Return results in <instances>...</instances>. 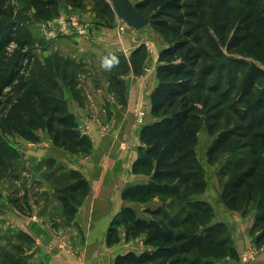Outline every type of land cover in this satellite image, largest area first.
<instances>
[{
  "label": "rangeland",
  "instance_id": "1",
  "mask_svg": "<svg viewBox=\"0 0 264 264\" xmlns=\"http://www.w3.org/2000/svg\"><path fill=\"white\" fill-rule=\"evenodd\" d=\"M56 1L59 12L44 19L38 14L33 0H0V43L4 41L0 48V120L4 117L3 104L8 99L17 97L18 92L23 94L29 87L55 90L57 95L65 101L67 110L75 117L78 130L89 139L91 146L89 151L72 153L56 146L53 137L45 131L36 132L38 140L34 142L19 135H5L0 130V147L2 151H5L2 155L6 164V168H0V264H3L6 252L25 262V256L33 251L37 240L47 243H57V240L63 253L75 254L71 239L68 238L69 231L61 230L72 225L73 222L77 224L80 222L86 227V233L83 232V227L81 228V235L85 234L82 240L88 252L91 251L89 254L91 258L95 252L96 255L98 252L99 257L106 259L112 257L116 263L120 252L140 254L142 251L151 250L145 245L144 236L126 240L127 224L120 217V213L125 208L132 207L139 217L150 220L152 215L147 211L149 209L154 210L164 206L163 213L171 217L180 212L182 203L186 204L188 200L196 202L200 199H206L205 201L211 205L214 212L213 220L208 218L205 221L202 212L194 213L197 209L185 206L181 209L182 211L186 209L182 214V220L188 218L189 214L194 216L189 220L187 228H179L178 233L186 234L190 239L193 236H204L211 228L209 226L224 224L223 237L228 240L226 247L230 246L237 250V257L243 263L261 261L259 258L264 254V243L257 244V235L251 233L252 228L248 231V216L244 215L245 217L240 218L245 222L235 228L221 221L217 216L221 215L228 219L223 212L218 211L217 205L224 206L220 195L225 184L232 178L230 174L221 175V172L228 173L225 167L229 158L236 159L245 155L247 151L238 149L235 154L228 152L214 164H210L207 157L209 146L221 133L222 127H225L223 124L225 118L222 117L217 121L220 126L218 125V130L211 135L208 126L214 124L215 120L210 119L211 113H208L209 108L206 106L216 105L220 101V95H224V91L231 83L235 84V87L229 93L230 97L237 99L241 96V86L248 75V68H243L242 74L238 73L236 81L232 80L231 73L237 71L233 69L232 64L229 65L228 61L225 86L219 90V96L213 97L210 105H205V100L209 95L208 87L216 83V73H212L214 81L207 90L200 89L194 93L198 101L196 114L201 116L199 123L202 124L195 151L200 162L199 167L204 171L207 182L204 191L194 192L192 187L188 186L185 190L182 188L181 195L185 197L183 199L161 193L151 196L145 203L125 199L123 195L125 190L136 186L133 185L134 183L141 180L146 184L152 182L151 175L144 170L134 173L133 166L136 161L134 163L132 161L134 155L132 151H135V143L137 138H140V131L155 121L149 110L150 103L152 108L151 94L159 83L158 55L163 48L169 46V40L158 27L151 23L137 31L148 30L146 33H149L141 34L143 36L137 37L136 33L130 35L123 28L118 31L112 25L113 14L116 13L110 0ZM100 1L109 5H98L96 2ZM187 1L197 2L199 10L206 18L209 17L210 21L211 13L218 11L222 0H213L214 6L211 10L204 8L205 5H207L206 8L210 7L206 0ZM202 1L206 2L203 6L199 4ZM93 3L94 10L90 9ZM229 3L237 10L255 11L264 18V1H255L249 7H247L249 3L247 0H229ZM81 4L85 7L87 4V8L90 6L89 10L81 7ZM188 8H190L188 11H191L192 4ZM143 11L149 12L148 8ZM85 17H91L94 22L95 18L100 19L108 25L98 23L97 26L100 28L95 29ZM206 27L208 26L197 27V33L194 32V35L199 39L202 36L203 44L209 49V44L206 43L214 37L213 42L218 44L219 36L213 26L210 27L211 29ZM99 29L100 31L107 29L111 35L114 31L116 34L114 41L117 42L115 47L119 49L126 45L127 52L119 54V51H116L101 59H91L90 62L84 63L64 56L68 48L75 47L67 41H63L64 44H62L59 39L61 36L73 34L76 38L75 42H80L81 38L82 41L86 40V43L93 45L96 41L91 39V36ZM186 30H188L187 26L183 28V31ZM100 40L103 39H97V42ZM220 48L230 60H243L252 65L255 62L248 56L229 54L225 46ZM214 55L215 53L212 52L210 62L212 60L217 64L227 62V57L222 56L218 59ZM110 56L117 57L119 63L108 70L103 66V61ZM258 66L264 69V65L258 63ZM263 86L264 81L261 88ZM139 88L141 93L135 95V91ZM220 104L218 103L215 106L217 109L213 111L217 113L222 108L221 106L218 108ZM235 140H237L236 136ZM39 148L50 150L53 154H46L45 157L43 154L32 152ZM137 153L139 155V150ZM113 156L114 162L111 161ZM79 167L85 169L84 172L89 179L79 170ZM78 174L88 182L84 192L76 189L80 181ZM134 177H139L137 178L139 180L134 181ZM247 211L256 213L249 207ZM177 220L180 219H175ZM193 220L194 223L191 222ZM40 223L45 226L38 234L39 236H34L27 231V233L20 231L15 234L16 236L14 235L15 224L25 229L26 226L32 227ZM98 227L99 230L94 232ZM103 228L104 232L101 233L100 229ZM113 229L118 232L120 242L108 245ZM239 243H242V247L235 248ZM85 251L86 249L83 253ZM194 251L188 255L189 264L194 260H200L199 264L208 260L212 261V264L239 263L237 262L239 260L232 258L230 253L223 258H218L202 256L199 255L200 252ZM24 253L26 255L20 257ZM261 258H264V255ZM263 261L264 259L261 262ZM149 264L164 263L157 260Z\"/></svg>",
  "mask_w": 264,
  "mask_h": 264
},
{
  "label": "trees",
  "instance_id": "2",
  "mask_svg": "<svg viewBox=\"0 0 264 264\" xmlns=\"http://www.w3.org/2000/svg\"><path fill=\"white\" fill-rule=\"evenodd\" d=\"M206 1L210 7L206 8L205 5L204 8L213 9V0ZM247 1L249 7L258 0ZM33 3L38 14L44 19L59 12L56 0H33ZM96 3L105 4L101 1ZM135 3L143 15L151 17V24L160 29L169 40V46L160 51L158 59L159 83L152 93L151 108L155 121L146 125L140 133L142 146L133 166L134 173L142 170L149 173L152 182L125 190L124 198L145 203L158 193L183 199L185 197L181 195L182 190L188 186H191L194 192L204 191L207 182L204 171L199 167L200 162L195 151L202 124L199 123L201 116L196 114L198 101L194 93L200 89L207 90L214 81L212 73H216V83L208 87L209 95L205 100V105H210L213 97L219 96V90L225 86L227 67L232 64L233 69L237 71L231 73L232 80L235 81L238 73L242 74L241 70L247 67L249 72L241 86V96L237 99L230 97L229 93L235 87V84L231 83L233 86L226 88L216 105L206 106L209 108L208 113L213 114L210 115V119L215 120L214 124L208 126L211 135H214L218 125L220 126L217 121L225 118L223 121L225 127H222L221 133L209 146L207 157L208 162L214 164L228 152L235 154L238 149L247 151L245 155L236 159L229 158L225 167L228 173L221 172V175L230 174L232 178L225 184L220 199L228 210L241 212L245 216L249 214L248 207L254 209L256 217L251 233L257 235V244L264 243V86L261 88L264 69L258 66V63L264 65L263 16L255 11L237 10L229 0L221 1L218 11L211 13L210 21L209 17L206 18L199 10L197 2L138 0ZM205 3L202 1L199 4L203 6ZM191 4L192 9L188 11ZM145 8H148L150 13H144ZM185 26L188 30L183 31ZM199 26H208L207 29L213 26L219 36L218 44L213 42L215 39L212 37L206 43L209 44L208 49L203 44L202 36L200 35L199 39L194 35ZM3 43L4 41L0 43V48ZM221 46H225L229 54L252 58L254 64L228 59ZM212 52L218 59L222 56L227 57V62L219 64L213 60L210 62ZM58 97L55 90L48 91L42 88L29 87L23 94L18 92L17 97L10 98L3 104L4 117L0 120V130L5 135H19L34 142L38 140L36 132L45 131L53 137L54 144L58 147L72 153L89 151L91 146L89 139L80 133L74 115L67 110L65 101ZM218 103H221L218 108L220 106L222 108L216 113L213 110L217 109L215 106ZM4 152L0 147V168H6L2 155ZM77 177L80 181L76 189L86 191L88 182L80 174ZM188 201L191 204L182 203L180 212L171 217L163 213L164 206L149 209L147 211L152 215L150 220L139 217L132 207L125 208L120 217L127 224L126 240L144 236L145 245L151 250H145L140 254L129 252L119 255L115 264H149L157 260L164 264H189L188 255L194 250L200 252L199 255L218 258L230 253L232 258L239 260L237 250L230 246L226 247L228 240L223 237L224 224L209 226L211 228L204 236H193L190 239L186 234L178 233L179 228H187L189 220L194 216L189 214L188 218L182 220V214L186 209L183 211L181 209L185 206L197 209L194 213L202 212L205 221L208 218L213 220L214 217L211 205L207 201ZM177 218L180 220L175 221ZM111 232L113 233L110 234L108 245L119 243L118 232L114 229ZM199 263L200 260L190 262ZM3 264L26 263L6 252ZM203 264H212V261H204Z\"/></svg>",
  "mask_w": 264,
  "mask_h": 264
},
{
  "label": "crops",
  "instance_id": "3",
  "mask_svg": "<svg viewBox=\"0 0 264 264\" xmlns=\"http://www.w3.org/2000/svg\"><path fill=\"white\" fill-rule=\"evenodd\" d=\"M94 5L95 4L93 3V4H91V8H90V6L87 8V4H86V7L83 4H81V7L86 8L88 10H89V8L94 10L93 9ZM85 18L92 24V26L95 29L100 28V26H97L98 23L108 25L105 21H102L100 19L95 18V22H94V19H91V17H85ZM113 21L114 22L112 25H114L118 31L121 30V28H123L125 30V32H127L130 35H132V33H133V35H135V33H136L137 37L141 34L145 35V34L149 33V32L146 33V31H148V30H143V32H137L136 30L132 29L128 25L126 26V22L123 21L122 19H120L116 14H113ZM143 35H141V36H143ZM74 37L75 36L73 34H71V35L67 34V35L61 36L59 38L62 44H64L63 41L64 42L67 41L71 44H74V47H75V48H73V47L68 48V50H66L64 52V56L65 57H71V58L78 60V61H81L83 63L84 62H90L91 59H101L108 54L115 53L116 51H119V54L125 53V52H127L126 49L128 48V46H126V45H123L119 49L117 47H115V44L117 43L116 41H114L116 34L113 31V34L111 35L110 33L107 32V29H102L101 31L99 29V30H97V32L93 33V35L91 36V39H94L96 41L93 43V45L86 43V40L82 41L81 38H80V42H75L76 38H74ZM133 38L135 40L137 39L136 36H134ZM97 39H103V40H100L97 42ZM137 41H139V40H137ZM158 57H159V55H158ZM136 93H139V94L141 93L140 88L137 91H135V95H136ZM149 110L152 111L151 110V103H150V109ZM140 133H141V131H140ZM141 146H142L141 140H140V138H137V142L135 143V149H134L135 151H132L134 153V155L132 156L133 157V160H132L133 163L138 158L137 150H139V148ZM32 152H34V154H36V153L43 154V156H45V157L47 156L46 154H51V155L53 154V152L50 150H45V149H40V148L38 150L35 149ZM113 158L115 159V157L113 156L111 158L112 162L115 161V160H113ZM79 170L84 173V175L87 177V179H89V177L84 172V170H85L84 168L79 167ZM137 178H139V177H134V181H138L139 179H137ZM144 184H146V183H144L141 180V181L134 183L133 185L137 186V185H144ZM203 200H206V199H203ZM217 206H218V211L223 212V214L225 216H227L228 219H225L221 215H217V216L219 217V219L221 221L227 222L229 225H231V227L235 228L236 226L242 225L245 222V220L240 219V218L245 217L241 212L230 211L227 208H225V206H222V205H217ZM254 215H255V213H252V212L247 215L248 216L247 221H249L248 231H250V229L254 225V222H255V216ZM18 226H19L18 224H15V226H13V230H15V232L13 231L14 235L20 231H24V232L27 231V232L33 234L34 236H39L38 234L42 232V229L45 225L43 223H40V224H35L32 227L26 226L25 229H23L22 226H19V228H18ZM63 226L65 227V225H63ZM82 227H83V232L86 233L87 232L86 227L82 226V224L80 222H79V224H77V222H73L72 225L66 227L67 229L61 228V230L69 231V237L68 238L71 239L72 246L74 247V250H75V254H67L66 252L63 253L62 250L60 249L59 245H58L57 240H56L57 243H47V242H41L40 240H37L36 244H35V248L33 249V251H31L29 253L26 252L27 256H25V258H24V259H26L25 262H27V264H115L112 257L110 259L99 257L98 252H97V255H96V252L94 253L93 258H91L89 256L91 251L88 252L87 246L83 243L82 237H84L85 234L81 235V228ZM49 229H51L50 226H49ZM96 230H99V227H98V229L95 228L94 232H96ZM100 230H101V233L104 232V228L100 229ZM238 246L242 247V243H239L235 248L239 249ZM85 249H86V251H85V253H83V250H85ZM26 253H24L20 257H23L24 255H26ZM137 254H139V253H137ZM118 255H125V254H123V252L122 253L120 252ZM263 255L264 254H262L261 257ZM261 257L259 259H261V261H262L264 258H261ZM261 261L258 260L257 262H250V263L244 262L243 263L241 260H239V261H237L239 263L234 262L233 264H264V261L263 262H261Z\"/></svg>",
  "mask_w": 264,
  "mask_h": 264
},
{
  "label": "water",
  "instance_id": "4",
  "mask_svg": "<svg viewBox=\"0 0 264 264\" xmlns=\"http://www.w3.org/2000/svg\"><path fill=\"white\" fill-rule=\"evenodd\" d=\"M116 15L136 31H140L151 23V17L143 15L132 0H110Z\"/></svg>",
  "mask_w": 264,
  "mask_h": 264
},
{
  "label": "clouds",
  "instance_id": "5",
  "mask_svg": "<svg viewBox=\"0 0 264 264\" xmlns=\"http://www.w3.org/2000/svg\"><path fill=\"white\" fill-rule=\"evenodd\" d=\"M118 63H119V60H118L117 57H115V56H110V57H108V58H105V60L103 61V66H104L106 69L110 70L112 67L117 66Z\"/></svg>",
  "mask_w": 264,
  "mask_h": 264
}]
</instances>
